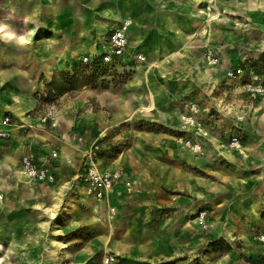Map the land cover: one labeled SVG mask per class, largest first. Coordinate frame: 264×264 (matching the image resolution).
<instances>
[{
    "label": "rangeland",
    "instance_id": "1",
    "mask_svg": "<svg viewBox=\"0 0 264 264\" xmlns=\"http://www.w3.org/2000/svg\"><path fill=\"white\" fill-rule=\"evenodd\" d=\"M145 1L157 9L154 13L157 12L159 23L153 36L158 50L177 54L169 61L161 59L157 63L145 50V59L128 70L112 74L96 71V82L85 80L93 70L83 64L81 57L57 65L51 78H47L40 55L59 43L53 39L57 32L47 31V26L33 27L30 46L18 47L0 40V67L4 72L0 77V149L4 152L0 154V264H100L105 254L114 255L121 264H213L225 255L229 258L223 264H235L238 256L249 264H264L258 242L264 234V119L259 113L254 114L264 106V95L250 93L254 76L264 82V50L254 51L255 45L264 40V13L258 20L245 14H224L226 5L242 0H215L219 10L213 8L209 23L197 26L202 14L190 0ZM13 4L14 0H0V13L14 14ZM210 50L218 59L216 64L208 57ZM149 60L156 63L148 71V82L123 91ZM201 65L208 78L197 75ZM239 68L246 73L231 77L230 72ZM215 72L220 73L217 80ZM64 76L78 80L66 85ZM152 83L155 99L171 113V127L139 115L140 105L134 93L143 96V104H150L148 86ZM21 85L18 94L34 99L28 115L35 122L27 125L19 124V102L10 95L14 86ZM87 87L92 93L83 98ZM108 89L114 95L105 96L104 100L113 105L110 111H104L107 117L110 113L119 120L113 135L102 132L82 139L75 129L66 132L55 128L51 135L44 133L45 137L25 133L28 127L50 132V126L56 123L60 126L67 121L70 125L69 119L60 116L64 109L74 119L103 110L96 99H100V90ZM191 104L199 107L196 116L200 125L182 130V110ZM128 107L137 110L135 116H131ZM238 110L251 111L244 121ZM14 126L21 132L13 138ZM138 134L144 138L136 143ZM163 134L177 139L179 153L170 150ZM29 137L42 144L49 139L55 141L54 148L39 159L47 156L44 162L50 160L71 169L52 181L62 184V190L60 186L47 185L49 181H34L39 186L36 193L18 186L8 166L15 160L16 167L21 168L20 160L34 155L35 147L28 148V154L24 148L14 153L11 147L16 139L22 147ZM188 138L202 143V152L181 141ZM234 138L240 139V148L256 142L260 145L249 163L239 159L233 164L221 155L219 142L232 152L240 149L233 146ZM93 159L101 171L117 175L115 188L123 172L126 174L121 193L116 194L120 201L115 203L114 194L103 201L95 200L100 206L97 210L92 209V198L81 179ZM5 161L6 168L2 166ZM116 163L115 170L107 169ZM193 177L218 190L214 186L207 188V198L191 193L188 181ZM163 181L172 185L171 190L163 189L164 197L143 195L150 191L145 189L146 183L158 186ZM228 231L231 239L225 235ZM108 235L111 242L105 252ZM51 238L67 246L52 248L48 245ZM170 239L178 243L176 254L166 250V257L150 258L159 251L157 243ZM229 247L236 252L229 251ZM244 247L252 256L238 254ZM134 249L143 257H133Z\"/></svg>",
    "mask_w": 264,
    "mask_h": 264
},
{
    "label": "crops",
    "instance_id": "2",
    "mask_svg": "<svg viewBox=\"0 0 264 264\" xmlns=\"http://www.w3.org/2000/svg\"><path fill=\"white\" fill-rule=\"evenodd\" d=\"M118 5H122L125 10H128L129 8L136 9L138 12L142 11L144 16L142 20L144 23L141 24V26H138L135 21L133 20V26L131 28V32L129 33V39H130V46H129V52L130 54L136 53H144L143 51L146 50V52L151 56L154 53H161L160 50H158L159 45L158 41L154 39V30L157 26L156 24L159 23L158 17H156L157 12L154 13L155 10L150 6V4L145 0H14L13 9H14V16L15 21L20 20L22 18H30V20H34V22L30 23V26L33 28L43 26H47V31L57 32V35L53 36V39H55L56 42H59L57 45H51L53 48L45 49L44 55L48 54L52 58H61V59H67V58H83L84 56L88 57H94L97 52V47L100 46V54H101V47L103 45L104 39L107 36V33L113 29L119 26L121 23L116 22L113 24H110L109 27L104 30L100 24L99 20H104L105 15L101 14V11L103 9H107L110 12L116 10ZM138 29V32L143 35V38L140 39L137 37L135 30ZM102 31V32H101ZM33 35H31L30 39L32 40ZM155 50H153V48ZM160 49V48H159ZM63 66V65H61ZM20 71V70H18ZM26 73V71L24 70ZM100 99H96L97 104H99L100 108L103 110H98L97 112L93 113L91 117L88 119H83L81 121L80 126H76L72 122H76L77 119L72 118L69 119L70 125H67V121L63 122V125L58 126L56 125L50 126V132L44 130V129H38L41 130L42 133H45L47 135H51L52 131L51 129H56V131H70L74 132L73 129H75L78 134L81 136V138L90 139L89 136L94 137L93 135H97L98 133L104 132L105 133H111L112 135L115 133V130H117L118 122L117 117L114 115H110L108 113L109 117H107V112L110 111L112 103L106 102L104 99H102L99 96ZM33 108V104L32 107ZM163 108V107H162ZM32 110V109H31ZM105 110V111H104ZM252 110V109H251ZM251 110H248L249 112ZM247 111L246 114H249ZM30 112V111H29ZM28 112V113H29ZM183 113H185V110H182ZM181 112V113H182ZM27 113V121L26 124H29V122H35V119L28 115ZM246 114H244V121L247 118ZM256 114V112L254 113ZM55 120V119H54ZM53 120V121H54ZM57 120V119H56ZM57 122V121H56ZM67 128H66V126ZM46 128V125H42ZM58 126V127H57ZM32 129V130H31ZM31 130V131H30ZM34 127H28L27 130L25 129V133L28 135L33 134ZM12 137L21 131L18 129H15V126L12 127ZM24 133V131L22 132ZM160 135V134H159ZM54 137V136H53ZM99 138V136H97ZM57 139L56 137H54ZM28 141L22 142V147L19 142H17V139L15 140L14 144L11 148L13 149V152L15 153L18 150H22L26 153V150L31 149L32 147H35V152L33 156L36 159H39V157H42L49 150L54 148V145H56L55 141L49 139L46 142H43L44 144L39 142L38 140H35L33 137L27 138ZM94 139V138H91ZM91 141V140H90ZM41 144V148H36V145ZM30 152V151H28ZM0 154H4L3 150L0 149ZM38 156V157H37ZM48 159L47 156L45 159H39L40 161H43ZM5 163L2 166L6 168ZM50 168L52 172L57 177L60 174H65V170H68L65 168L62 164L57 165V163L50 162ZM55 165V166H54ZM62 165V166H61ZM115 165V164H114ZM8 166V163H7ZM20 167H21V160H20ZM117 167V166H116ZM115 167V168H116ZM109 170H115L114 166L107 167ZM69 172H72L71 169L68 170ZM113 172V171H112ZM126 174L123 172L121 175V178L118 182V185L115 188V203L117 204L120 199L117 197L116 194L121 193V189L123 187V182L126 180ZM169 184V185H167ZM84 186V184H83ZM168 186V187H167ZM141 187V186H140ZM85 189V187H83ZM172 189V185L168 183L167 181H163V184H159L156 186L155 184H145V189H149L150 191L146 195L147 197H164L163 189ZM92 199L96 200L94 197L91 196ZM98 201V200H97ZM152 209V208H151ZM161 232V231H160ZM151 247H153L152 244H150ZM159 248V251L156 250L154 253V256L150 258H164L168 254L166 253V250H168L169 254L171 251H174L173 254H176V250L178 249V243L175 240H168V241H162L157 243ZM136 250V251H135ZM233 253H235V250H229ZM260 251V247H259ZM238 254L244 255V256H252L249 253V250L244 247L243 250H239ZM133 257L142 258L143 253L139 252L138 249H134V254H132ZM148 258V257H145ZM148 261H151V259H148ZM153 261V260H152ZM119 264H121L119 259ZM190 264V263H189ZM235 264H249L246 262L242 256H238L237 261Z\"/></svg>",
    "mask_w": 264,
    "mask_h": 264
},
{
    "label": "bare ground",
    "instance_id": "3",
    "mask_svg": "<svg viewBox=\"0 0 264 264\" xmlns=\"http://www.w3.org/2000/svg\"><path fill=\"white\" fill-rule=\"evenodd\" d=\"M193 2L194 5H196L199 9L200 12L202 14L199 24L197 26H203L207 23H209L210 17H211V13H212V9H216L217 11L219 9L215 8V0H190ZM202 4H205L203 7L201 6ZM124 6L122 5H118L116 10L110 12L107 9H103L101 11L102 15H105L104 20H99V24L100 26L106 30L110 24L116 23V22H123L125 19H132L135 21V23L138 26H141L142 23H144V21L142 20L144 14L142 11H137L136 9H132L129 8L128 10H125L124 8H122ZM14 12V10H13ZM230 14V15H239V14H245L248 15L249 17H251L254 20H258L259 16L261 15V13H264V0H242V1H237L234 4L231 5H226V8H224V14ZM219 14V13H218ZM34 22V20H30V18H22L20 20L15 21V16L14 14H9V15H4L2 12L0 13V40H2L3 42L6 43H12L17 45L18 47H24V46H30L31 44V35L35 34V29L32 28L30 26V23ZM102 32V31H101ZM137 37H139L140 39L143 38V35L140 34V32H138V29L135 30ZM264 50V40L262 42H259L255 45V49L254 51L257 52H261ZM177 53L175 52H165V53H154L151 55V57L153 58L152 60H157V63L160 62V60H166L169 61V59H171L174 55H176ZM162 55L161 58H159V56ZM40 59L42 62V69L44 70V72L47 75V78H51L53 71L55 70V68L57 67V65L61 66V65H66L67 63H70L72 58H67V59H59V60H55L50 57L48 54H41L40 55ZM152 60H149L147 62V65H143L138 69V73L135 75L134 79L128 83L125 88L123 89V91L128 90L129 88L131 89L134 86H139L143 83V81L147 80L148 82V71L149 69H151L153 67V65H155V63H152ZM206 68L203 67L202 65L199 67V70L197 71V75L199 77L202 78H208V76L206 75L207 73H205ZM3 70L0 67V77L3 75ZM219 72H215V76L214 79L217 80L220 76ZM166 76V75H165ZM215 82V81H214ZM155 84H149L148 88L150 90V95H149V99H150V104H143L142 100H143V96L138 94V93H134L135 97L138 99L139 101V115L142 116L144 119L148 120V121H157L160 123H164L166 124L168 127H171V120L173 119L171 116V113L164 110L160 104L157 102V100L155 99V91H154V86ZM22 87V85L19 86H14V89L10 91V95L15 99L18 100L19 105L17 106V110H16V116L19 118V124L24 125L26 124L27 121V113L29 111H31V107L33 104V96H28L26 98H23L20 96V94H18V91L20 88ZM92 93V90L90 88H85L82 96L83 98ZM98 95L104 99L105 96H113L114 95V91L112 89H108V90H100V93H98ZM264 104V103H263ZM128 110L131 114V116H135L137 113V110H135V108H131L128 107ZM256 114L259 113V117L264 119V106H262L261 108L259 107L258 110L255 111ZM237 113L239 115H244L247 113V111H242V110H238ZM93 115V113H88L85 114L84 116L81 117H77V121L76 122H72L74 123L76 126H80L81 121L85 118L88 119L89 117H91ZM60 116L66 118V119H72L71 114L69 112L68 109H64L63 111H61ZM70 121V120H69ZM33 134L37 135V136H41V137H45L42 133L41 130H38L37 128L34 127L33 130ZM166 135L168 138V142L167 145L170 147V150L174 151L175 153H179L180 151V147L177 143V139L174 138L173 136H169L168 134H163ZM144 138V136H142V134H138L136 136V143L142 141ZM218 143V141H217ZM260 149V145L256 143L254 144H249L243 148L238 149L237 151H230L228 150L226 147H224L220 142L218 143V149L221 152V155L223 157H226L230 163H237L238 160H242L244 163H249L251 161V158H254V152L257 149ZM181 159L184 157L182 156V154L180 155ZM13 159V157H12ZM10 164V163H9ZM117 166V163L114 165V169ZM10 167L14 177L16 178L17 182H18V186L22 189H30L29 191L31 193H36V190L39 188V186L34 183V181H32L31 179H29L27 177V175L21 170V168L16 167V162L15 160H12V163L8 166ZM50 187H58L60 186V189H63V185L60 184L59 182H50V184H47ZM62 185V186H61ZM208 185V186H207ZM203 184V181L201 180V178H191L188 181V188L190 190L191 193L201 196L202 198H207V188H209L210 186H214V190H218V188L215 185L212 184ZM234 186H236L237 184L234 183ZM113 194V192H111L109 194V196H111ZM0 197H1V188H0ZM91 202V206L92 209L97 210L100 206H99V202L90 199ZM70 204V203H69ZM250 209L252 211H254V209L252 208L251 205H249ZM50 211V210H49ZM196 222V221H193ZM112 224V223H110ZM113 232V227H110V233ZM227 239H231V232H227L226 234ZM107 237V241L104 244V251L108 252L109 249L107 247L108 243L111 242V238L110 235L106 236ZM48 245H50L52 248H59V247H66L67 244L62 243L57 241L56 239H49L48 240ZM229 258V255H225L224 258L222 259H218L216 261L213 262V264H223V260H226ZM28 264H38V263H34V262H29ZM45 264H49V263H45Z\"/></svg>",
    "mask_w": 264,
    "mask_h": 264
},
{
    "label": "built area",
    "instance_id": "4",
    "mask_svg": "<svg viewBox=\"0 0 264 264\" xmlns=\"http://www.w3.org/2000/svg\"><path fill=\"white\" fill-rule=\"evenodd\" d=\"M133 26L132 19H125L119 26L111 29L106 38L104 39L101 47V54L91 58L84 56L82 58L83 64L93 70V74L97 70H103L104 73H115L130 69V66L138 61L145 59L144 54L136 53L131 56L129 52L130 39L129 33ZM209 59L213 64L218 62L215 54L212 50L208 51ZM243 76L246 71L243 68H239L230 72V76L234 77L237 74ZM254 85L250 87V93L252 96L264 95V82L258 75L254 76ZM199 113V107L197 105H188L185 113L182 115L183 129L190 128L191 126L200 125L197 123V114ZM181 141L189 148L194 149L196 152H202L203 146L199 141L194 139H181ZM233 146L241 147L239 138L233 139ZM55 158V157H54ZM50 160L46 162L40 161L31 155H26L21 159V169L32 181H49L55 180V174L50 168ZM117 175L109 172H103L94 163L87 165L84 173L81 175L82 183H84L85 191L87 195L94 197L98 201H103L113 191L116 185ZM259 246L261 248V254L264 258V234L258 239ZM100 264H119V259L112 254H105L100 261Z\"/></svg>",
    "mask_w": 264,
    "mask_h": 264
},
{
    "label": "trees",
    "instance_id": "5",
    "mask_svg": "<svg viewBox=\"0 0 264 264\" xmlns=\"http://www.w3.org/2000/svg\"><path fill=\"white\" fill-rule=\"evenodd\" d=\"M85 66H88L86 64H84ZM98 71V70H97ZM100 71V70H99ZM96 74V75H95ZM98 73H94L92 74L89 78L85 79L86 81H93V82H96L95 80L98 78ZM63 81H65V84L67 85L68 83H72L74 81H77L78 79H75L74 77L73 78H69V76H64V78L62 79ZM55 81H53L52 84H54ZM51 86V85H50ZM52 87V86H51ZM52 92L56 95V91L55 90H52ZM214 245V244H213ZM229 250H231L232 248H228ZM251 261V260H250ZM254 262V261H253ZM255 264V263H253Z\"/></svg>",
    "mask_w": 264,
    "mask_h": 264
}]
</instances>
